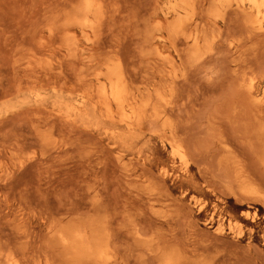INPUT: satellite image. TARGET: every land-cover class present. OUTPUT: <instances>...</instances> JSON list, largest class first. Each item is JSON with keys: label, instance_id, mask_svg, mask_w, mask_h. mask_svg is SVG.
<instances>
[{"label": "rangeland", "instance_id": "obj_1", "mask_svg": "<svg viewBox=\"0 0 264 264\" xmlns=\"http://www.w3.org/2000/svg\"><path fill=\"white\" fill-rule=\"evenodd\" d=\"M82 1L0 0V262L70 264L55 230L100 220L117 264H160L161 249L205 264H264V153L245 88L264 80V33L250 34L236 9L214 21L212 0H198L219 40L194 62L186 41L147 39L158 18L172 20L170 0H98L104 17L87 30L68 22ZM156 49L179 67L174 80ZM116 56L138 94L173 87L157 103L187 167L164 118L131 126L97 103V74ZM235 155L261 194L241 190L239 166L226 160Z\"/></svg>", "mask_w": 264, "mask_h": 264}, {"label": "bare ground", "instance_id": "obj_2", "mask_svg": "<svg viewBox=\"0 0 264 264\" xmlns=\"http://www.w3.org/2000/svg\"><path fill=\"white\" fill-rule=\"evenodd\" d=\"M198 3V0H170L166 9L163 10V14L172 16V20L168 24H164L158 18L147 29L146 35L149 37L147 39H168L172 44H176L178 40L186 41L190 44L188 49L189 60L194 62L201 60L214 49V45L219 40V33L209 31L208 24L199 12ZM230 8L244 13V24L249 29L250 34L264 33V0H212L209 16L215 21L219 17H224ZM104 14L105 9L102 2L83 0L75 8L68 22L78 24L84 30L92 29L96 28ZM248 37L250 36L248 35ZM155 54L160 59H166L170 63L171 68L164 73V76L172 77L173 80L177 78L179 67L170 60L169 55L159 49H156ZM97 79L100 80L97 103L105 108L110 117L117 116L120 121L131 126L143 124L147 117L164 118V130L170 128L172 131L170 143L173 147V154L182 164L188 166L187 148L182 140L176 136V132L173 131L165 110H162L157 103V101L166 100L167 95H171L169 90L173 92L172 86H169L170 89H167L168 87H154V91L148 87L146 94H138L132 86L120 56H116L107 63L106 70L99 72ZM261 84V87L257 88L255 78L252 77L245 83V88L258 110L255 115V120L259 123L257 127L258 142L264 153V116L259 114L264 107V80ZM235 158L236 155L233 158L227 157L226 160L227 164L233 163L234 166L235 164L239 166L237 168L239 170H236V176L241 182V190L245 193L261 194L258 183L243 168L240 159L235 160ZM118 160L122 162L124 159L119 155ZM127 165L125 164L124 167ZM229 228L234 230V223L231 220L229 221ZM225 229L224 223L221 222L216 226L215 232L222 234ZM54 235L56 239L53 245L62 250L63 256L70 264H117L118 262L109 229L104 221L94 220L90 223L60 227L55 230ZM161 250L160 264H205L202 260H194L183 250ZM0 264H21V262L15 255L10 254L6 257L5 263L0 262ZM46 264L51 263L47 260Z\"/></svg>", "mask_w": 264, "mask_h": 264}]
</instances>
